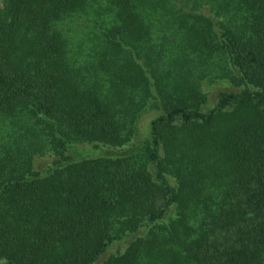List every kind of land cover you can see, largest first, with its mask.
I'll list each match as a JSON object with an SVG mask.
<instances>
[{"label":"trees","instance_id":"16d2710c","mask_svg":"<svg viewBox=\"0 0 264 264\" xmlns=\"http://www.w3.org/2000/svg\"><path fill=\"white\" fill-rule=\"evenodd\" d=\"M0 264H264V0H1Z\"/></svg>","mask_w":264,"mask_h":264},{"label":"rangeland","instance_id":"374dc122","mask_svg":"<svg viewBox=\"0 0 264 264\" xmlns=\"http://www.w3.org/2000/svg\"><path fill=\"white\" fill-rule=\"evenodd\" d=\"M209 69H210V67H206V71H209ZM221 87H224V86L222 84H220V83H217V81H213V83H211L210 85L209 84L206 85L205 83L202 84L203 90L206 91L207 96H210V97L212 95H214L215 92L219 91L221 89ZM211 101H212V99L210 100V102ZM122 107L124 108V105H122ZM203 108H204V106H203ZM154 110L155 109H151L150 107H148V105L145 107V110H144L145 112H143L141 114V118L139 119L140 121L138 120V122H137L136 134L133 135V137L131 138V140H129L128 143H135L138 140V138L145 133L144 130H145L146 125H147V130H148L149 125L144 123V120H147L149 117H152L153 114L155 113ZM142 119H144V120L141 121ZM88 145L89 144L83 143L81 146L86 147ZM113 149L120 150L121 148L120 147H110V146H99V148L97 147L95 149L90 150L89 152H90L91 156H113L115 154V151ZM77 153L78 154H82L83 152L80 151V152H77ZM45 157L48 158L47 156H45Z\"/></svg>","mask_w":264,"mask_h":264}]
</instances>
